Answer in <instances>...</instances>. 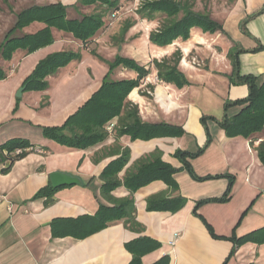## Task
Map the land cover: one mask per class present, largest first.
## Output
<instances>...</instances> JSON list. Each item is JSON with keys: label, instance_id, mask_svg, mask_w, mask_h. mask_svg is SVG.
I'll return each mask as SVG.
<instances>
[{"label": "crops", "instance_id": "obj_1", "mask_svg": "<svg viewBox=\"0 0 264 264\" xmlns=\"http://www.w3.org/2000/svg\"><path fill=\"white\" fill-rule=\"evenodd\" d=\"M14 1L20 9L17 11L8 4L7 11L15 23L16 14L35 5L60 2L71 6L78 0ZM212 17L223 26V33L211 36L196 28L188 41L179 39L166 48L151 45V53L159 60L181 51L179 70L189 81L188 86L178 89L158 82L152 66L151 75L128 98L139 107L144 122L166 123L184 131L180 138L148 143L132 142L128 137L121 139L122 145L131 149V161L120 177L138 159L160 149L163 161L179 171L175 176L179 192L175 196L186 199L184 208L175 214L155 213L146 211V200L165 193L164 184H152L135 194L136 220L143 227L141 233L127 229L123 222L84 240L53 238L51 231L55 219L93 216L102 203L106 204L100 195V176L115 158L95 163L94 156L115 143V131L105 143L85 151L68 149L43 136L44 128L63 126L99 91L108 73V68L101 64L103 61L82 53L83 44L72 40L73 36H55L53 45L30 55L17 51L10 61L0 56V67L7 73V78L0 81V146L20 138L37 147L7 174L2 173L4 165H0V264H130L133 257L126 244L141 236L160 243L157 250L143 257V264H155L166 256L170 264H264V245L248 243L232 255L235 239L264 228V165L251 140L227 137L221 127L225 117L241 110L238 105L227 110L226 106L248 98L250 92L247 85L231 83L233 68L228 59L234 43L231 36L249 41V45L240 43L238 49L246 51L239 56L241 76L264 79V50L251 52L264 46V0H238L227 14ZM0 25L3 26L1 21ZM42 28L43 24L34 23L23 33L34 34ZM5 29L0 46L10 30L8 26ZM209 40L215 44H207ZM72 46L84 54L81 61H74L49 76L46 91H26L24 81L41 60L63 51L76 52ZM193 57L202 61V67L188 64ZM132 76L133 72L118 69L112 79L136 78ZM21 88L25 90L18 97ZM111 124L115 127L117 119ZM205 146L203 154L187 160L192 173L174 156L178 150L194 154ZM54 172L70 174L82 183L59 188L54 203L46 206V198L35 196L52 186L50 174ZM230 185V198L217 202ZM113 195L122 199L129 197L130 192L122 187Z\"/></svg>", "mask_w": 264, "mask_h": 264}, {"label": "trees", "instance_id": "obj_2", "mask_svg": "<svg viewBox=\"0 0 264 264\" xmlns=\"http://www.w3.org/2000/svg\"><path fill=\"white\" fill-rule=\"evenodd\" d=\"M127 0H78L72 6L63 3L35 5L16 14L14 25L6 33L0 46V56L5 61L12 60L17 51L27 55L55 43V33L73 36L80 41L84 48L89 49L92 39L103 28L106 21L113 23L117 20L116 12L124 7ZM234 5L238 0H223ZM196 0H148L137 10V14L149 22L160 18L159 27L149 35L151 45L166 48L177 40L188 41L193 29H201L204 33H223V26L218 23L206 7L204 11H196ZM80 6L88 8L99 6L101 11L94 14H82ZM72 7L80 16L69 18L68 9ZM10 11L13 12L12 8ZM34 23L43 24L44 28L34 34L23 33ZM131 25H129L130 27ZM245 26V23L244 25ZM17 33L21 35L17 36ZM124 42L123 36H120ZM264 46L251 51H263ZM246 51L233 49L228 54L233 72L230 77L233 85H247L248 98L228 104L229 107L238 105L241 110L232 117H225L221 123L227 137H243L251 140V145L257 151L260 162L264 165V79L255 76H241L239 56ZM93 56L108 65V73L102 86L74 115L70 116L61 127L43 129V136L71 150H88L105 143L110 133L115 131L116 140L112 146L103 147L94 156V162L115 158L102 172L101 198L106 204H101L93 216L84 215L78 218H58L51 223L53 238L73 237L84 240L103 231L109 226L123 222L125 227L133 232L141 233L142 225L136 220V204L134 195L155 183L167 187L165 193L150 196L146 200V211L155 213L175 214L186 205V199L180 195L179 185L175 176L178 170L163 161V151L156 149L138 159L124 177L122 172L131 161V149L122 145L121 139L128 137L132 142L148 143L158 139L180 138L184 135L181 127L166 123L151 124L144 122L140 116L139 107L131 103L130 94L138 89L152 73L153 66L158 80L165 84L175 85L182 89L189 85L186 76L179 70L182 53L177 51L169 58L154 59L147 65H142L134 59L117 56L112 62L106 61L98 54ZM81 52L63 51L47 56L41 60L32 74L24 81L26 91H46L49 88L47 78L55 75L60 69L66 68L74 61H81ZM118 69L134 71L136 78L116 81L112 75ZM7 78V73L0 67V81ZM153 87H150L152 90ZM117 119L112 132L108 131L110 124ZM205 118L203 119V122ZM255 137L260 136V138ZM206 146L196 153L181 150L175 152V158L184 163L185 168L192 173L188 159H194L203 154ZM37 150L28 140L15 138L0 146V165H4L3 174L11 171L15 163L25 159ZM20 152V153H18ZM130 192L127 198L118 199L113 193L119 188ZM59 189L48 186L40 190L35 198H46V206L54 203V196ZM231 185L225 196L217 202L230 198ZM264 245V228L254 231L240 239L234 240V250L245 244ZM160 247V243L146 236H141L126 244V249L132 255L130 264H143V257ZM155 264H170L169 257H163Z\"/></svg>", "mask_w": 264, "mask_h": 264}, {"label": "rangeland", "instance_id": "obj_3", "mask_svg": "<svg viewBox=\"0 0 264 264\" xmlns=\"http://www.w3.org/2000/svg\"><path fill=\"white\" fill-rule=\"evenodd\" d=\"M196 2V11H204V9L207 7L212 16H214L215 14V16L217 17L227 14L228 11L234 8V5L227 4L223 0H196ZM8 4H11L15 10L17 9V11L20 9L17 5L18 3L14 0H0V12L4 13V15L0 14V18H2L0 19V21L4 26L3 27L2 25H0V36L3 35L2 32L6 30L5 27L8 26L9 28H11L14 23L13 16L11 15V13H8L9 11H7ZM123 4L124 7L119 9L120 14H118L117 20L113 23H109V21L105 19L106 27L103 28L99 33H97V35L92 39V47H90L88 51L87 48H84V46L82 45V53H86L89 57L93 56L94 53H99L101 55L100 57L110 60V62L115 60L117 56H121L124 58L134 59L140 64L147 62L149 63L150 60L155 59L154 54L151 53L149 35L152 31L156 30L159 27V22L161 19L158 18L153 22L142 19L137 14V9H140L139 0H127ZM101 10L102 8L99 6H92L88 8L80 6L81 13L87 15L98 13ZM68 16L69 18L80 17L72 7L68 9ZM129 25L131 26L129 27ZM19 35H21V33H17V36ZM55 35L69 36L63 33H55ZM120 36H123L124 42H121ZM211 36L217 35L211 34ZM71 38L72 40L77 41L74 37ZM230 38L234 42L232 45L233 52L241 48L240 43L242 45H249V41L247 39L239 41L234 38V36H231ZM208 43L213 44L214 41L210 42L209 40L207 44ZM72 48L77 49L73 46ZM217 49L219 50V48ZM79 50L77 49L76 52H79ZM179 52L181 51L179 50ZM101 64H104V66L108 68V65H105V63L101 62ZM95 69V72L97 74L100 73L99 69ZM130 72L134 73V76H132L133 78L137 76L134 71Z\"/></svg>", "mask_w": 264, "mask_h": 264}, {"label": "water", "instance_id": "obj_4", "mask_svg": "<svg viewBox=\"0 0 264 264\" xmlns=\"http://www.w3.org/2000/svg\"><path fill=\"white\" fill-rule=\"evenodd\" d=\"M24 90L25 88H21L17 96L21 97ZM50 181L53 189H59L64 186L81 185L82 183L78 178L63 172H54L50 174Z\"/></svg>", "mask_w": 264, "mask_h": 264}, {"label": "built area", "instance_id": "obj_5", "mask_svg": "<svg viewBox=\"0 0 264 264\" xmlns=\"http://www.w3.org/2000/svg\"><path fill=\"white\" fill-rule=\"evenodd\" d=\"M145 1H148V0H139V4H140V7L143 5V3L145 2ZM135 6V5H134ZM139 8V7H138ZM138 10V9H137ZM118 14H120V11H118V12H116V17L118 18ZM159 60V59H158ZM188 64L189 65H191V66H193V67H196V68H200V67H202V61L201 60H199L197 57H193V58H191L189 61H188ZM147 80V79H146ZM158 82H160L159 80H158V77H157V79H156ZM144 82V81H143ZM142 82V83H143ZM141 87V86H140ZM139 87V88H140ZM149 94H151V92H149ZM113 127H114V125H110L109 127H108V131L109 132H112V130H113ZM18 153H20V152H18Z\"/></svg>", "mask_w": 264, "mask_h": 264}]
</instances>
